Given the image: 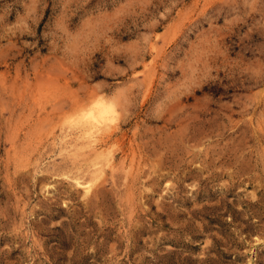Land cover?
<instances>
[{
  "label": "rangeland",
  "instance_id": "374dc122",
  "mask_svg": "<svg viewBox=\"0 0 264 264\" xmlns=\"http://www.w3.org/2000/svg\"><path fill=\"white\" fill-rule=\"evenodd\" d=\"M0 264H264V0H0Z\"/></svg>",
  "mask_w": 264,
  "mask_h": 264
},
{
  "label": "bare ground",
  "instance_id": "6f19581e",
  "mask_svg": "<svg viewBox=\"0 0 264 264\" xmlns=\"http://www.w3.org/2000/svg\"><path fill=\"white\" fill-rule=\"evenodd\" d=\"M112 111V110H111ZM112 113H113V111H112ZM89 120L88 121H86L85 123H84V125L86 126V127H88V128H86V132H88V134H89V138H92L93 137V131H94V125H93V123H97V122H100V120H102V118L101 117H99L98 118V116L97 115H95L94 114V112H90L89 114ZM101 118V119H100ZM100 125V124H99ZM108 125H110V124H108ZM102 127V125L100 126V128ZM107 127V126H106ZM96 129H98L97 127H96ZM105 129V128H104ZM101 130V129H100ZM96 131V130H95ZM98 131V130H97ZM96 133V132H95ZM84 134H87V133H84ZM97 134V133H96ZM88 143V142H87ZM111 164V163H110ZM88 188H89V186H88Z\"/></svg>",
  "mask_w": 264,
  "mask_h": 264
}]
</instances>
